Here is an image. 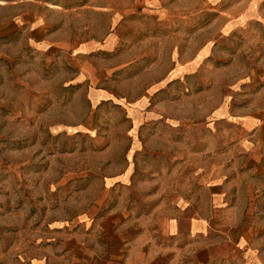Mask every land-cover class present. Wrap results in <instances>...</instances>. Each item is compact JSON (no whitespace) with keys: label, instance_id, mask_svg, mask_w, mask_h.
<instances>
[{"label":"rangeland","instance_id":"374dc122","mask_svg":"<svg viewBox=\"0 0 264 264\" xmlns=\"http://www.w3.org/2000/svg\"><path fill=\"white\" fill-rule=\"evenodd\" d=\"M262 86L264 0L0 5V263L92 249L118 212L264 250L237 121Z\"/></svg>","mask_w":264,"mask_h":264},{"label":"crops","instance_id":"0c3cea01","mask_svg":"<svg viewBox=\"0 0 264 264\" xmlns=\"http://www.w3.org/2000/svg\"><path fill=\"white\" fill-rule=\"evenodd\" d=\"M8 1L27 3L32 0H0V5H5ZM37 27L38 24L33 29ZM263 95L264 86L257 90L254 102L241 110L237 120L246 131V137L240 141V149H244L250 157L239 186L245 182L251 187H240L239 192H264ZM213 183L216 186L219 180L214 179ZM223 210L224 225H230L225 216V207ZM213 216L211 220L217 218L216 214ZM160 219L155 224L149 217L126 218L122 212L114 213L102 221L104 226L113 222L112 231L97 234L92 249L72 253L68 249L59 258L42 255L0 264H264V250L259 247L262 246V238L253 234L249 228L239 232L235 238L237 243L232 247L229 244L230 233L215 232V224L212 223L211 226L210 219H191L185 236L181 232L179 220L165 218L166 222H161ZM199 238L206 240V248L198 250L196 241ZM252 241L254 244L251 245ZM192 245H195V250Z\"/></svg>","mask_w":264,"mask_h":264}]
</instances>
